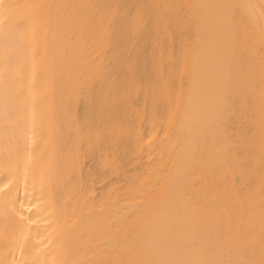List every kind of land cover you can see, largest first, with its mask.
I'll use <instances>...</instances> for the list:
<instances>
[{
    "label": "bare ground",
    "instance_id": "obj_1",
    "mask_svg": "<svg viewBox=\"0 0 264 264\" xmlns=\"http://www.w3.org/2000/svg\"><path fill=\"white\" fill-rule=\"evenodd\" d=\"M220 3L260 0H4L14 7L0 23V49L7 44L13 52L8 62L0 56V186L11 189L0 194V264L143 258L153 224L139 238L133 225L148 215L144 202L160 173L201 204L210 189L248 191L254 174L241 165L257 167L264 137L258 22L238 25L232 71L244 87L226 117L230 151L206 166L187 131L169 121L179 112L187 129L200 118L202 89L190 87L189 48L205 88L213 76L212 10H199L205 34L197 42L184 6ZM28 5L47 7L37 14ZM143 12L146 27L130 30ZM252 191L258 233V181ZM13 199L33 221H25L22 238L13 227L19 217L5 216L4 202ZM125 245L135 251L122 252Z\"/></svg>",
    "mask_w": 264,
    "mask_h": 264
},
{
    "label": "snow or ice",
    "instance_id": "obj_2",
    "mask_svg": "<svg viewBox=\"0 0 264 264\" xmlns=\"http://www.w3.org/2000/svg\"><path fill=\"white\" fill-rule=\"evenodd\" d=\"M14 6L5 5L0 0V23L6 12ZM40 14L47 7L45 5H28ZM155 7H163L157 5ZM184 8L185 15L189 16V28H195L196 40L201 41L205 34L202 27L204 19L199 14L201 9H211V32L214 33V46L209 50V55L214 61L213 76L209 87L205 88L200 78V65L195 57L189 55L191 48L186 51V61L191 64L189 70L190 87L201 88L202 103L200 106V118L187 129L182 123V114L175 112L170 114L169 121L180 125L181 131H187L190 146L200 151V161L206 166L214 165L218 159V153L228 148V137L226 135V117L230 114V105L235 94L244 86L237 83L232 63L235 52V42L239 40L238 25L240 22H258L261 47V79L259 112L261 130L264 131V0L255 3H220L211 5L188 4ZM149 21V14L143 12L138 20L131 22L130 30L134 27L142 31ZM0 56L6 62L13 56L12 50L5 45L0 49ZM248 87H255V84ZM247 92V87L244 88ZM187 115V109L183 116ZM195 151L192 152L190 161H196ZM26 163L25 171L28 170ZM13 162L5 161V166ZM18 168V162L15 163ZM241 167L248 168L254 175L249 176V189L247 192L239 190L229 194L225 191L210 189L205 194V202L191 200L187 191H179L171 177H164L162 173L157 174L154 186L147 193L149 201L144 202L148 215H141L133 225V231H137V238L145 230L148 223H152V231L149 240L144 247L143 258L119 259L105 258L103 255L91 262V264H264V137L261 139L259 162L255 169L252 168L251 160L242 164ZM161 180L164 182L161 183ZM259 183V232H256L254 222V202L252 185ZM12 183L11 180L8 182ZM159 185V188L155 187ZM8 189L5 192V189ZM11 189L7 184L0 186V194L7 197ZM18 199V198H17ZM5 216L11 214L19 217L14 221L13 227L19 228L21 238L28 227L25 223H32L31 217L23 214L24 203L21 202L20 209L15 207L16 200H5ZM10 206V213L8 211ZM155 208V211L151 209ZM30 211V209L28 210ZM158 217V219H157ZM136 224H139L137 229ZM115 227V225H109ZM131 236V232L128 233ZM63 237L61 236V239ZM23 251V245H21ZM116 251V249H112ZM122 252H134V248L123 246ZM235 254V258L234 257ZM12 264H18L13 260Z\"/></svg>",
    "mask_w": 264,
    "mask_h": 264
}]
</instances>
